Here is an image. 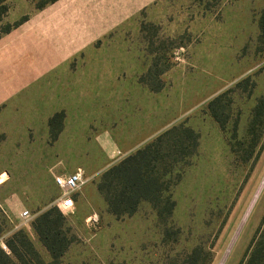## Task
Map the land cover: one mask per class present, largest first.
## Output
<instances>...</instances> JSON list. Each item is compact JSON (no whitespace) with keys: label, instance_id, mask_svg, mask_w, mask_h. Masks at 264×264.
I'll list each match as a JSON object with an SVG mask.
<instances>
[{"label":"rangeland","instance_id":"374dc122","mask_svg":"<svg viewBox=\"0 0 264 264\" xmlns=\"http://www.w3.org/2000/svg\"><path fill=\"white\" fill-rule=\"evenodd\" d=\"M17 1L9 20L20 24L25 8L35 18L50 5ZM263 13L264 0H164L78 52L87 40L78 31L43 36L37 67L29 54L34 47L18 40L23 57L12 75L26 85L5 107L24 103L36 120L27 125L26 147H10V158L21 164L4 169L17 175L29 167L21 199L32 223L55 208L60 190L53 175L83 173L75 208L62 213L78 238L63 264H186L198 247L209 253L208 264L245 260L264 232V126L255 146L248 133L264 97ZM15 50L11 44L8 57ZM226 92L221 128L208 105ZM180 125L196 133L198 145L158 169L168 173L162 179L164 195L175 201L172 216L164 222L142 202L133 216L116 219L97 190L102 174ZM51 129L60 130L55 140ZM5 139L0 133V144ZM19 223L21 217L10 223L0 214L1 249L20 229L34 241Z\"/></svg>","mask_w":264,"mask_h":264},{"label":"trees","instance_id":"16d2710c","mask_svg":"<svg viewBox=\"0 0 264 264\" xmlns=\"http://www.w3.org/2000/svg\"><path fill=\"white\" fill-rule=\"evenodd\" d=\"M8 1L0 0V23L10 10ZM55 1L50 0V3ZM25 20L24 17L21 21ZM19 24V22L6 24L0 30V38ZM260 29L264 33V13L260 19ZM226 95L227 92L217 96L208 105L209 113L221 128H224L227 119L226 117L222 119L218 114L221 108L219 104ZM51 123L52 120H50L52 128ZM258 126H264V97L258 100L249 125L248 133L253 137L254 146L256 138L260 135ZM50 133L55 140L60 130L51 129ZM197 145L196 133L180 125L166 131L144 149L105 171L97 184V190L103 196L108 212L116 219L131 217L142 202H147L156 210L158 217L167 222L173 214L175 201L171 196L164 195L168 188L162 177L168 173L161 174L158 169L168 159L185 158ZM32 227L39 241L50 254L51 261L46 263L42 260L27 233L20 229L5 242L8 252L0 248V264H14L15 260L19 264H63L65 254L78 241L77 236L66 224L65 217L56 207L38 215ZM208 254L198 247L187 257L186 264H197L196 262L208 264ZM241 264H264V232H259Z\"/></svg>","mask_w":264,"mask_h":264},{"label":"crops","instance_id":"0c3cea01","mask_svg":"<svg viewBox=\"0 0 264 264\" xmlns=\"http://www.w3.org/2000/svg\"><path fill=\"white\" fill-rule=\"evenodd\" d=\"M163 1L164 0H56L55 2L50 3L49 6L38 11L35 18H32L29 10L25 8L26 12L23 17L29 16V19L25 20V22L20 24L17 28L12 29L9 33L1 36L0 133L5 135L6 139L0 144V178L3 175L7 176L0 181V214H3L8 222L13 223L20 217V211L22 209H24L23 211L27 210L25 208L26 204L21 197L26 196V182L24 178L28 174L27 170L29 167L27 166V168H25L23 174L18 173L16 175L15 172L8 174L4 169L5 163L7 165L11 163L21 164V160H12L10 158V147L20 148L21 145L22 147H26L27 141L25 134L28 130L27 125H32L34 120H36L32 119V116L30 115L31 110L23 107L24 103L20 104L19 102L17 106L12 109L5 107V105L9 101H12V99H14L26 85L22 84L19 76L17 77V74L16 77L14 76L15 78L12 75V68L15 69L19 66L16 59H18V63H20L19 61H21L20 59L23 57L20 55L21 50L19 51L20 43L18 40L21 37H25V46L28 45L34 47V51L32 53L29 52V54L31 57L34 56L31 60L34 61V66L37 67V65L42 62V51H38L37 47L43 36H48L55 32L58 33L59 29L78 31L82 35L87 36V40L84 44L73 50L78 52L84 50L87 46L92 45V43L98 40L99 37L109 34L124 20L132 18L141 10L156 6ZM8 5L10 10H13L19 4L17 0H9ZM9 12L6 18H4V22L7 24H14L17 21L9 20ZM59 34L61 33L59 32ZM11 44L15 45L16 50L10 57H8L6 50L10 49ZM47 55H49V57L52 56L51 53H47ZM53 58L55 60L54 56ZM16 132L19 133V136L16 137L17 140L15 139ZM21 139L23 141L22 143H20ZM23 164L27 165V162ZM73 172L75 171L64 174H70ZM58 175L63 174H56L52 177L55 186L54 178ZM19 224V226L27 228L34 240L33 242L36 245V248L43 256L45 262H50V254L38 243V236L32 227V221L25 224L21 221ZM76 234L79 235L77 232Z\"/></svg>","mask_w":264,"mask_h":264},{"label":"built area","instance_id":"2783aa9c","mask_svg":"<svg viewBox=\"0 0 264 264\" xmlns=\"http://www.w3.org/2000/svg\"><path fill=\"white\" fill-rule=\"evenodd\" d=\"M55 184L60 190V196L55 202V207L64 214V212H72L75 208V202L72 195L78 192L83 185V173L77 170L70 174L58 175L54 178ZM23 224L32 221V214L25 210L21 215ZM2 249L8 251L5 244H2Z\"/></svg>","mask_w":264,"mask_h":264}]
</instances>
